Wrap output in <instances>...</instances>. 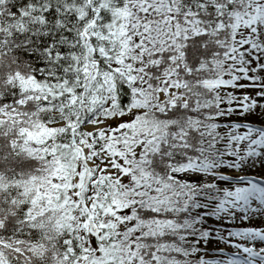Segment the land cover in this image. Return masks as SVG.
<instances>
[{
	"label": "snow or ice",
	"instance_id": "snow-or-ice-1",
	"mask_svg": "<svg viewBox=\"0 0 264 264\" xmlns=\"http://www.w3.org/2000/svg\"><path fill=\"white\" fill-rule=\"evenodd\" d=\"M0 264H264V0H0Z\"/></svg>",
	"mask_w": 264,
	"mask_h": 264
}]
</instances>
